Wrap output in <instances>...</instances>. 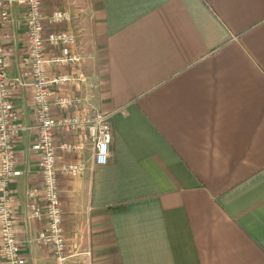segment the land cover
Returning <instances> with one entry per match:
<instances>
[{
	"label": "crops",
	"instance_id": "crops-1",
	"mask_svg": "<svg viewBox=\"0 0 264 264\" xmlns=\"http://www.w3.org/2000/svg\"><path fill=\"white\" fill-rule=\"evenodd\" d=\"M44 8L71 14L57 28L76 33L85 80L66 92L83 99L80 111L109 114L112 141L97 166L86 133L55 136L56 146L83 144L58 153L59 164L80 162L83 171L57 181L66 238L57 260L38 240L45 222L31 216L35 133H18L11 189L23 264H264V0H54ZM9 13L5 72L14 79L26 29L18 5ZM11 92L19 125L30 127L31 88Z\"/></svg>",
	"mask_w": 264,
	"mask_h": 264
},
{
	"label": "built area",
	"instance_id": "built-area-1",
	"mask_svg": "<svg viewBox=\"0 0 264 264\" xmlns=\"http://www.w3.org/2000/svg\"><path fill=\"white\" fill-rule=\"evenodd\" d=\"M54 0H0V261L2 264H23L20 241L17 237L12 201L11 184L18 175L14 141L24 129L34 130L33 151L38 156L40 184L28 191L31 199V216L43 220L45 227L38 240L46 246L52 256L62 260L66 252L62 209L57 188L60 176H77L83 164L58 163V153H80L82 143L55 145V136L73 132L87 134L93 146V162L104 166L109 159L112 136L109 114L97 111H80L83 99L66 92L84 80L77 69L80 64L78 53L73 50L76 33L57 26L70 23L71 14L66 10L44 9L47 2ZM15 3L22 9L26 29V56L22 61V72L14 79L5 72L7 53L3 30L10 21L9 6ZM69 68L66 73L58 72ZM13 86H28L32 90L34 122L30 127L19 125V115L13 103ZM56 94L55 97H52ZM56 109L62 113L56 116ZM71 111L78 112L71 114Z\"/></svg>",
	"mask_w": 264,
	"mask_h": 264
}]
</instances>
